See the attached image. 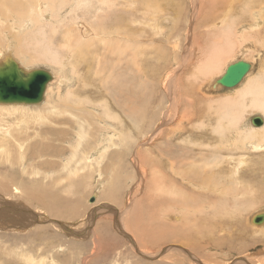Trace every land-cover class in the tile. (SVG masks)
Returning <instances> with one entry per match:
<instances>
[{"label":"rangeland","instance_id":"1","mask_svg":"<svg viewBox=\"0 0 264 264\" xmlns=\"http://www.w3.org/2000/svg\"><path fill=\"white\" fill-rule=\"evenodd\" d=\"M222 2V0H209V8L206 10V0H201L202 7L197 5L193 8L190 0H170L166 3L169 14L155 11L154 19L158 18L157 22L162 27V32L156 36L153 32L156 30L151 27L154 24L158 25L155 20L149 23L131 22L130 13L122 11L121 15L125 16L123 19L118 21L107 19L109 23L107 26L112 32L109 34L110 39L113 40L114 46L107 45L108 37L102 44L103 37L97 40L100 45L95 46L93 42H90V47L83 49L84 43H82L75 52L72 49H63L64 45L57 34L51 49L55 51V54L58 53L53 55L51 52H46L42 57L38 56L40 51L36 50L39 48L34 45L28 47L29 49L23 53L17 51L12 43L14 42L12 33L7 37L4 33L5 38L0 42V60L6 56H13L24 69L43 68L53 75V79L47 84L43 101L36 105H26L30 106L29 110H47L51 105L66 104L60 108L61 114L52 117V121L56 124L44 123V128L40 127L43 136L53 141L50 144L63 151L56 154L46 150L48 153L39 159H53L55 163L51 168L42 170L53 174L54 177L64 174L66 169H62L63 161H66L71 154V145L67 141L73 136L74 139L77 138L76 132L82 134L79 149L88 148L91 154L90 159L98 161L101 167L95 171L94 165L92 169H85L74 177V180L79 182V186L75 185L69 193L64 203L67 209L63 210L62 216L53 215L48 204L40 200L42 198L39 196L37 197L40 200L38 206L36 203H26L27 198L36 200L34 198V195L38 194L36 192L22 193L25 200L20 199V193L7 198L0 197V222L2 223L0 225V264H31L26 261L25 255L35 258V261L38 260V263L33 264H264V224L253 225L249 222L253 214L264 212V145L255 148L258 140L255 145H252L242 143L244 139L241 141L239 137L241 133L249 134L254 131L252 130L254 128L255 137L258 139L257 130L263 131L262 127L255 128L251 119L254 116L264 118V111L249 105L252 96L248 95L250 97L248 98L246 95L243 98L242 95L244 89L258 79H261L264 86V23L254 22L250 18L253 13L264 14V2L258 4L256 0L257 4L253 9L250 8L251 12H247L248 10L241 6L244 0H230L227 4L231 7L222 6ZM93 3L99 7L96 0ZM179 3L183 4L184 11L176 22L175 7ZM63 5L60 6L57 3L60 13L67 15L64 22L74 25L73 32L76 30L83 33L80 31L83 28L82 24L87 27L90 24L84 22L94 21L88 17V14L85 15V9L76 10L72 0H69V6ZM140 7V4H137L134 9L140 10ZM111 8L125 9L120 5ZM225 9L229 18L226 17L227 13L224 15L225 13L222 12ZM207 11L219 21H215L214 26L210 23L211 29L231 27L234 33H230L229 36L234 41L231 44L224 43L212 47L211 49L217 48V56L223 52L219 63L215 62V65L217 64L215 69L209 70L210 72H199V66L202 68L205 60L202 58L201 45L205 38L204 32L207 30L205 28ZM140 12L142 13L141 10ZM46 14H48L46 19L40 22L44 30L51 27L49 19L53 17L50 11ZM171 23L176 25L178 23L177 29L171 28ZM117 24L122 25V30H125L129 24L132 25L133 31L134 28H138V33L130 35L133 40H135V34L139 35L142 41V44L136 42L133 46L137 49L135 58L129 56L132 44H125L120 40L124 33L113 34ZM100 25L95 24V27ZM249 29L255 35L259 33L260 38L251 37L248 34ZM199 34L200 38H195ZM16 36L21 37L24 34ZM44 36L49 37L48 34ZM241 36L245 39L249 36V39L242 40ZM152 38L160 39L159 41L164 44L163 52L166 51L164 53L167 55L165 60L153 51L156 44L152 43ZM175 38L176 42H174ZM96 48L99 49L98 52ZM70 52L71 58L68 59ZM78 58L85 59L78 60ZM242 59L252 66L237 86L225 88L219 84L214 85L215 80L223 74L228 64ZM159 61L164 64H162L163 67ZM143 62L144 65L146 62L152 67H159L156 70V72L161 71L159 78H156L158 83L163 71H166L165 74L169 76L167 79L171 81L167 89L169 88L173 95L177 93V87L181 81L187 85L186 95H184L185 104L182 109L187 117L192 118L190 124H185H188V128L194 129L189 132L190 136L184 134L181 139L171 135L169 138L175 146L170 153L164 149L166 145L163 136L149 137L146 129L148 121L138 123L135 117L133 121L130 116L131 113L140 116L142 100H139V104L133 102L132 106L129 102L135 91L141 87L143 77L140 75V64ZM153 72L154 70L151 69L148 74ZM148 81L151 84V79ZM158 83L157 90L160 84ZM161 96L162 94L151 99L153 101L149 106L151 110L158 111L165 106L166 103L157 108L159 102L156 103V101ZM233 98L236 99L234 101L241 100L239 105L242 106H239L241 107L239 109L243 110V114L233 124L238 130L233 127L222 138L218 134L219 124L216 125L217 121L213 120L219 117L220 112L229 111L226 108L229 100L233 101ZM3 105L5 104H0L1 107ZM105 106H108L109 111L116 114L118 119L111 120L105 117L102 111V107ZM166 111V107H163L160 112L164 115ZM233 117L231 115V118ZM222 121L225 124L230 122L228 116ZM158 122L155 121L152 127L155 128ZM162 122H164L161 126L164 133L176 127L172 119ZM49 126L54 132L59 128L61 132L67 130V134L55 137L50 128L46 130ZM114 126L117 135L120 134L123 139L117 141L115 149H113L114 144L107 148L106 145L110 141L108 135L112 133ZM175 135L180 133L175 132ZM61 138L64 139L63 142L57 141ZM39 140L40 137L37 136L31 142L36 143ZM46 141L47 139H41L42 143ZM182 145L192 147L191 153L195 160L180 156L179 151ZM175 149L180 150L175 151ZM207 149L214 151L206 155ZM144 155L147 156L146 161L141 158ZM4 160L5 155H1L0 162ZM25 161L27 166V163L34 162V159L27 155ZM9 168L7 162L1 163L0 173L9 171L11 175L14 174L16 178H20L23 185H31L27 177L20 176L22 171L20 167L15 165L11 170ZM190 168L194 171L200 170L205 176L208 175L210 180L215 177L219 180L217 183L231 182L232 191L229 190V194L225 197L224 189L215 185L218 190L212 194V198L208 199L201 195L205 194L204 190L192 186L188 179H180L176 186L171 185L170 182L173 181L174 176L180 178L181 169L189 170ZM70 178L73 179L71 176ZM192 182L196 183L194 179ZM212 183L207 185L215 184V182ZM61 185L59 183L57 188ZM46 187L48 190L52 189L48 184ZM41 188L43 187L39 186V190ZM184 189L188 190L194 199L185 194ZM234 190L244 193L243 197L240 196V203L234 204L237 208L230 203L231 198L224 200L229 198L230 194L236 196L238 192ZM63 194L66 195L64 192ZM39 195L45 197L42 191H39ZM190 197L193 205L188 201L185 203V199ZM91 198H93L92 202L89 201ZM215 198L220 199L219 203L226 204L221 207L223 211L220 212V216L217 215L218 218L213 216L215 213L213 210L220 206H215L217 205L213 201ZM198 206L203 208L200 209L201 212L194 211L193 208L196 209ZM192 210L194 212L190 213ZM181 218H183L182 221ZM206 230L211 232L210 237L204 239L208 242L209 248L203 245L200 238V233ZM187 234L193 236L195 240L196 253L188 248L181 238L182 235ZM253 238L262 240L253 244L251 241ZM185 257L188 259L185 260ZM40 258L46 261H39ZM52 259L56 263H52Z\"/></svg>","mask_w":264,"mask_h":264},{"label":"bare ground","instance_id":"2","mask_svg":"<svg viewBox=\"0 0 264 264\" xmlns=\"http://www.w3.org/2000/svg\"><path fill=\"white\" fill-rule=\"evenodd\" d=\"M93 1L94 0H74V2H73V0H72V4L75 5L76 10L85 9L84 10L85 15L88 14V17H90L92 20H94V21L84 22V23H88L90 25L89 26L87 25V27H86L84 24H82L83 28L80 31H83V33L82 32L80 33V32H77L76 30H74L75 32H73V29H75V27L72 23L64 22V18L67 15H62L59 11V7L57 6V3L60 6L63 4H64L63 6H65L66 4H68V6H69V0H1L0 1V42L5 38V36H3L4 33H6V37L10 33H12V37L14 40V42H12V43H13L14 48L17 51H21L23 53L29 49L28 47H30L31 45H34L35 47L39 48L38 50H36V51H40V52H38L39 57L40 56L42 57L44 55V53H46V52H51L53 55H56L58 53V52H56V54H55V51H52V49H51L53 44H54L53 42L55 41V37L57 34H59V38H60L59 40L64 45L63 49H72L75 52H77V49L81 46L82 43H84L83 49L90 47V45H89L90 42H93V44H95V46L100 45L97 42V40H99L103 37H104L103 41L101 42L102 44L105 43V38L108 37L109 42L107 45L109 46L110 44H112L114 46L113 40L110 39L109 34H112V32L109 30V28L107 26V24H109V23H107V19L113 20V21H118L120 19H123L125 16L121 15V13H123L122 11H124V12L130 13V15L132 16L130 18L131 22L138 21V22L149 23V21L155 20L154 19L155 11L158 10V12H163V14H166V12H167L166 3L169 2L170 0H124L123 2H118L116 0H96L99 3V7H96L94 5ZM190 1L192 2V4H191L192 8L197 6V5L202 7L201 0H190ZM208 1L209 0H206V5H205L206 10L209 8ZM222 1H223L222 6L231 7L229 4H227L230 0H222ZM255 1L256 0H244V2L242 3L241 6H244L245 9L248 10L247 12H251L252 10H250V8L253 9V7L257 4ZM263 2H264L263 0H258V4L263 3ZM137 4H140V6H141L140 10L142 11V13L140 12V10L134 9ZM119 5L124 6L125 9L119 10V9H112L111 8V7H118ZM175 8L174 9L177 11L176 12L177 15L174 18L177 22V20H179V18H180V15H182L181 12L184 11V9H183L184 6H183V4L179 3L176 5ZM239 10H240V8H239ZM48 11H50V14L53 16L51 19H49V21L51 23V27L44 30V28L41 26L40 22H42L43 19H46V16L49 14V13L46 14ZM222 12L227 13V9L222 10ZM254 12H256V11H254ZM167 13L169 14V12H167ZM198 14H199V12L197 13V16H198ZM62 16H64V17H62ZM226 17L227 18L230 17V16H228V13H227ZM250 18H252L254 22L264 23V14L263 13H253ZM206 19H207V25L205 28H207V30L204 32L205 38H204V41L201 45L202 58H205V60H204V64H203L202 68H201V66H199L200 67L199 72H202V71L205 72V71H209V70L212 71L213 69H215V66L217 65V64L215 65V62L219 63L218 61L220 60L221 55H223L222 54L223 52L217 56V54H218L217 48L215 47V48L211 49L212 47L218 46V45H221L224 43L225 44H228V43L231 44V42L234 41L233 38L231 36H229L230 33H234V31L231 27L224 26V28H220L218 30L217 29L214 30L213 28L211 29L210 23L213 24V26H214V22L218 21V20H216V17L212 16V14L208 11L206 13ZM157 20H158V18L155 21L157 22ZM157 23H158V25L154 24L153 26H151L153 30H156V31H153L154 36L160 35V33L162 32V29H161L162 27H161L160 23L159 22H157ZM95 24L96 25L101 24V25L95 27ZM178 25H179L178 23H177V25L175 23H171L170 27L177 29ZM58 26L61 28H59ZM239 26H241V25H239ZM80 27H81V25H80ZM218 27H219V25H218ZM76 28H77V26H76ZM122 28H123L122 25L117 24L113 34L117 35L120 33H124V35L121 36L120 40L122 42H124L125 44H127V43L132 44L130 51H129V56L132 58H135L136 54H137V49L134 48L133 46L136 45V42L138 44H142V41L140 40L139 35L135 34V40L131 39L130 35H132L134 33H138L139 30H138V28L137 29L134 28V31H133L132 25H130V24L127 25L125 30H122ZM79 29H81V28H79ZM253 30H255V29H253ZM248 31H249L248 34L251 37L256 38V39L260 38L259 33H257V35H255L251 31V29H249ZM14 33H16V34H14ZM21 33H23L24 36H21V37L16 36V35L21 34ZM44 34H48L49 37H45ZM86 34H88V36ZM91 36H92V38H90ZM200 36L201 35L199 34L195 38L199 39ZM175 37L177 38V33H176ZM241 37H242L241 38L242 40L245 39L244 36H241ZM248 37L245 40H248L249 39ZM81 38L84 40H82ZM176 38H175L174 42H176ZM187 38H189V37H187ZM130 39H131V42H130ZM159 40L153 39V38L151 39L152 43L156 44V47H154L155 50H153V51H156V54L161 55L160 58H164V60H165V58H167V55L165 54L166 51H164L165 53L163 52L164 44ZM249 42H251V41L249 40ZM234 43H232V44H234ZM235 44H237V43H235ZM196 46L198 47L197 44H196ZM226 46H224V47H226ZM229 47H231V46H229ZM194 48H195V42H194ZM227 50H229V49L227 48ZM98 51H99V49L96 48V52H98ZM193 53H194V51H193ZM71 54L72 53L70 52V55L67 56L68 59L71 58ZM47 55H49V54H47ZM47 55H45V57ZM225 55H226V53H225ZM225 57L226 56H224V58ZM68 59H65V60H68ZM81 59H85V58H78V60H81ZM139 59H141V58H139ZM45 60H47V59L45 58ZM58 61H59V58H58ZM159 62H161V61H159ZM222 62H223V60H222ZM53 63H54V61H53ZM162 64L163 63L161 62V65ZM161 65H160V67H161ZM163 65H162V67H163ZM21 67H23V66H21ZM140 67H141L140 75H141V77H143V81L141 83V87L135 91L133 98L130 99V102H129L130 105L132 106L133 102H136L137 104H139L140 103L139 100L140 99L142 100L141 105H140V113H139L140 116H137L134 113H131L130 114L131 119L134 121L133 117H135L136 120H138V123H141L143 121H148V123L146 125V129L148 130L149 137L152 138L155 135H157L158 138H161L163 136L164 143L166 145L164 147V149L166 150L167 153H170L173 150L175 143H173L169 137L171 135H174L176 138L181 139V137L184 134H187L188 136H190L189 132L194 129L192 127L191 128L187 127V125L192 122V118L187 117L185 115V113L183 112L184 109H182L184 107V104H185L186 98L184 97V95H186L187 85L185 82L183 83L181 81L177 87V93L175 95H173V93L170 92V89L169 88L167 89L168 83H170L171 81L167 79L169 76H168V74H165L166 71L165 72L163 71V75H162L161 79L159 80V83H160L159 84L156 80V78L157 79L159 78V73L161 72V71L156 72V70H158L157 68H159V67H157V68L152 67L149 63H146V62H145V65H144V62L141 63ZM151 69L154 70V72L151 74H148L149 70H151ZM195 70H197V69H195ZM148 79H151V84L149 83ZM250 81L252 82V80H250ZM162 82H163V86H162ZM157 83L159 84L158 90H157ZM121 84H123V83H121ZM125 87H127V85H125ZM155 93H157V94L155 95ZM161 94H162V96L160 97V99H158L156 101V103L159 102L157 108H160L163 104L166 103L165 106H163V107H166V109H167V111L164 115H162V113L160 112L163 107L160 108L158 111H155L153 109L151 110V107L149 108L150 104L153 102V101H151V99H154ZM246 95H247V97H248V95L250 97L252 96V98L248 97V98H250V102H249L250 106L256 107L257 109L264 111V86H263L261 79H258L257 81L248 85V87H246L244 89V93L242 95L243 98ZM130 97H132V95H130ZM195 97H197V96H195ZM234 99L235 98H233V101L229 100V103H228L227 108H226L229 111H224L222 113L220 112L219 117H217L213 120L214 122L217 121L216 125L219 124L218 125L219 126L218 134H220L221 135L220 137H222V138H223V135H227V133H229L231 131V128H233V127L235 128V126H233V124H235L234 121H237L238 120L237 118L240 117L241 114H243V110L241 109V111H240V109H239V108H241L239 106H242V105H239L241 103V100L234 101ZM200 101H201V99H200ZM181 105H182V107H181ZM188 105L189 104H187V106ZM193 105H194V103H193ZM64 106H66V104H62V105L56 104V105H51L47 110L34 109V111L29 110L28 107H30V106L21 105V104L20 105L19 104H16V105L7 104V105H3L2 107L0 106L1 107L0 108V156L5 155V160L1 161L0 164L7 162L9 167H10L9 170H11L12 167L17 165L18 167H20V170H22L20 172V176H23L25 178L27 177V181L31 183V185H27V184L23 185L21 183L22 180L20 181V178L19 179L16 178L14 176L13 172H12L13 175H11L9 171H8V173L4 172V174L0 173V197H3V198H7L10 196L12 197L13 195H16V194L18 195L20 193V195H21L20 199L22 198L25 200L26 198L22 195V193L27 194L30 192H36V193H38V194L34 195V198L36 200H33V199L30 200L27 198L28 201L26 203H36V205L38 206L39 201L44 200V202L46 204H48L49 210L53 213V215L62 216L63 212H64L63 210L67 209V205L64 203L68 199L67 197H68L69 193L72 191V189L75 185L78 184V186H79V182H76L74 180V177H76L81 171H83L85 169H90L91 167L93 168L94 165L96 166L95 171H97V169L99 167H101V165L99 164L98 161H96L94 159H90L91 154H89L90 152L87 150L88 148H86L84 150L79 149L82 134L76 132L77 138L74 139V136H73V137H71L72 139H69L67 141L71 145V147H70L71 154L66 159V161H63L62 169H66V171L64 172V174H62L60 176L61 178L58 176L54 177L53 174H51V173L49 174L48 172H45L42 170L43 168H46V169L51 168L55 163L53 159H50V160L49 159H44V160L39 159L41 157H44L45 153H48L46 150H51V152L56 153V154H60L63 151L61 148H57V147L54 148L51 145L53 143V141L48 139L47 136H43V132L40 130V127H43L44 123H49V124H53V125L56 124V122L52 121L53 120L52 117L55 115L57 116V114L58 115L61 114L60 108H62ZM2 108H3V110H2ZM102 108H103V110H102L103 115L105 117H107L108 119H111V120L112 119H118L116 114L109 111L108 106H105ZM230 108H232V109L230 110ZM144 110H146V111H144ZM147 110H149V111H147ZM231 112H233L231 114L234 116L233 118H231V115L229 116V114ZM160 113H161V116L158 117ZM227 116H228V119L230 122L225 124L222 121V119L227 117ZM10 117H13V118H10ZM255 117L261 119V121H262L260 126H257V127L263 128V131H261V132L257 130L258 139H256V137H255L256 136L255 135L256 130L254 128H252V130H254V131L249 132V134L241 133L239 135V137H240L241 141H242V139H244L242 143H249L252 145H255L256 140H258L257 144L255 145L256 146L255 148H259V146L261 147L264 145V118H262L261 116H254L253 118H255ZM167 119H172L175 122L176 127H172L173 128L172 131H171V129H168L166 131V133H164V131H162L163 127H161L164 124V122H162V121H165ZM155 121H159V122L155 126V128H153L152 126H153ZM183 121H184V123H183ZM185 123H188V124L186 125ZM230 123L232 124V127H231ZM257 127H255V128H257ZM48 128L51 129V126L47 127L46 130ZM235 129L238 130V128H235ZM61 131L62 130L60 128L58 130H55V132L52 130V134L55 137H59V136H61V134H67V130H65V132H61ZM85 131H87V130H85ZM141 131H144V130H141ZM175 132H179L180 135H175ZM37 136L40 137V140L36 143L31 142V140H35V137H37ZM164 136H166V137H164ZM108 137L110 138V141H109V144L106 145V147L109 148L111 146V144H114L113 149L116 148L117 141L120 139H123V137L120 134L117 135L115 126H114L112 133L109 134ZM41 139H47V141L45 143H42ZM57 141L63 142L64 139L61 138L60 140H57ZM253 141H255V142H253ZM250 147H251V145H250ZM193 148L195 149V146ZM180 149H181V151H179V153H180V156L182 158H192V159L195 158L191 153L192 147L190 148V147H185L184 145H182ZM180 149H175V151H178ZM206 151H207L206 155H208V154H212V152L214 150H211V149L208 150L207 149ZM27 155H30V157L32 159H34V162L27 163V166H25V163H26L25 159L27 158ZM141 158H143V160L146 161L147 156L144 155ZM176 159H178V158H176ZM136 163H137V161H136ZM176 165H178V163H176ZM193 167H195V166H193ZM99 171H98V173H99ZM181 171H182V174H180V178L174 176L173 181L170 182L171 185L176 186L180 179L181 180L188 179L190 181L189 183L192 186H197L198 188L203 189L205 194L202 193L201 195L204 197H207L208 199L212 198L213 197L212 194L216 190H218L217 187H215V185H219L220 187H222V189H224L223 195L225 197H227V195L229 194L228 191L231 190V188H232L231 182L228 181V184H225L223 182L217 183V181H219V180H216L215 177L211 178V180H210V177L208 175L205 176V174H203L200 170L194 171L193 168H190L189 170L181 169ZM192 171H194V172H192ZM100 174H101V172H100ZM10 176H12V177H10ZM70 176L73 179H71ZM68 178H70V180ZM193 179L196 181L195 184H193V182H192ZM210 181H211V183L213 182L212 184H214V182H215V184L213 186L207 185V184L211 185ZM59 183H61L62 185L60 188H57ZM47 184L52 189L48 190V188L46 187ZM39 186H42L43 188H41L39 190ZM39 191H42L45 194L44 198L41 195H39ZM63 192L66 193L67 196L65 194H63ZM235 192H238V194L236 196H233L232 194H230L229 198L224 199V200H226V199L229 200L231 198L232 202H230V203H233V207H236V206H234V204L236 202L240 203V201H241L240 196L241 197L244 196V193L240 192L239 190H237ZM185 194L192 197V195L188 192V190L187 191L185 190ZM38 196L41 197L42 199H40V200L37 199ZM183 196H185V195H183ZM191 197L185 199V203H187V201H188L192 204V198L193 197L192 198ZM197 199L195 201L196 203H197ZM234 199H237V200L235 201ZM19 200H18V202H19ZM213 201L215 202V204H217L215 206L220 205L219 207H217V209L215 208L216 210H213L214 208L212 207L213 208L212 210L215 211L213 216L218 218L217 215L220 216V212L223 211L221 209V207L223 205H226V204L225 203H219L220 202L219 198H215V199H213ZM173 203H175V202H173ZM174 206H176V205H174ZM171 207H173V206L171 205ZM198 207L196 209L194 207L193 208L194 211H198V210L200 211V209H203V208H200V206H198ZM202 207H204V206H202ZM239 207H240V205H239ZM236 208H235V211L237 210ZM240 210H242V209H240ZM177 211L178 210H176V212ZM179 211H181V210L179 209ZM194 211L192 210V211H190V213H193ZM1 212L4 213L3 210H1ZM204 213H206V211ZM257 213H259V212H257ZM228 214L229 213H227V215ZM230 214H232V213H230ZM255 214H253V215H255ZM168 216H169V214H168ZM252 216H251V218H252ZM158 218H156V219H158ZM251 218L249 221L250 223H251ZM182 219L183 218H181V221H182ZM1 224L2 223L0 222V225ZM263 224H261V225H263ZM21 225H22V223H21ZM200 234H201L200 238L202 239L201 241H202L203 245L205 247L209 248L208 242L204 239L207 237H210L211 232L206 230L204 232H201ZM181 238L184 240V244L188 248H190L193 252L195 251V253L197 252L195 250L196 243H195L193 236H191L190 234L189 235L187 234V235H182ZM223 238L225 239V237H223ZM261 240H262L261 238L251 239L253 244L258 243ZM182 243H181V245H182ZM181 256H182V254H181ZM183 258H184V256H183ZM25 259H26V261H28L31 264L38 263V260L35 261V258L33 259L32 257H30L28 255H25ZM187 259L188 258L185 257V260H187ZM39 261H46V260H43L42 258H40ZM51 261H52V263H56L53 259ZM237 263H239V262H237Z\"/></svg>","mask_w":264,"mask_h":264},{"label":"water","instance_id":"3","mask_svg":"<svg viewBox=\"0 0 264 264\" xmlns=\"http://www.w3.org/2000/svg\"><path fill=\"white\" fill-rule=\"evenodd\" d=\"M251 69V64L244 60H237L225 68L223 74L215 80L214 85L225 88H234ZM53 75L46 69H24L11 56L0 60V104H40L45 96L47 84ZM261 119H251L253 126L261 124ZM93 201V198L89 200ZM251 223L261 225L264 223V212L256 213Z\"/></svg>","mask_w":264,"mask_h":264},{"label":"crops","instance_id":"4","mask_svg":"<svg viewBox=\"0 0 264 264\" xmlns=\"http://www.w3.org/2000/svg\"><path fill=\"white\" fill-rule=\"evenodd\" d=\"M224 13H225V12H224ZM224 15H226V13H225Z\"/></svg>","mask_w":264,"mask_h":264}]
</instances>
